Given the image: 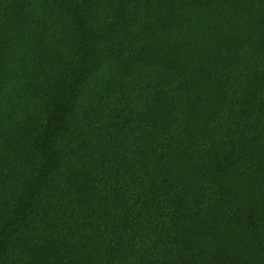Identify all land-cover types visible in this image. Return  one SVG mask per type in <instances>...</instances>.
Returning a JSON list of instances; mask_svg holds the SVG:
<instances>
[{"label":"trees","instance_id":"1","mask_svg":"<svg viewBox=\"0 0 264 264\" xmlns=\"http://www.w3.org/2000/svg\"><path fill=\"white\" fill-rule=\"evenodd\" d=\"M0 264H264V0H0Z\"/></svg>","mask_w":264,"mask_h":264}]
</instances>
